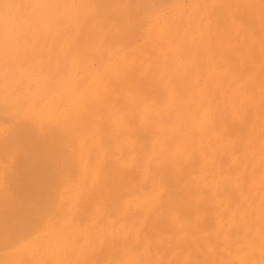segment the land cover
<instances>
[{
    "label": "bare ground",
    "instance_id": "6f19581e",
    "mask_svg": "<svg viewBox=\"0 0 264 264\" xmlns=\"http://www.w3.org/2000/svg\"><path fill=\"white\" fill-rule=\"evenodd\" d=\"M79 1L0 0V51L4 52V57L14 53V48L21 43L24 45L27 42L23 41V35H28L25 33L28 25L25 14L29 2L38 8V12L52 13L56 18L54 23L62 25L65 23L63 21L70 20L69 24L73 23L77 27L85 25V30L80 29V33L84 34L81 35L82 38L80 36L81 40L78 38L77 41L76 38L74 41L80 49L76 44L73 49L79 51L81 57L79 54L78 56L82 59L77 57L79 63L69 66L67 58L70 56H64L68 64H58V70L61 71L59 73L57 70L59 74H54L56 78H43V82L38 84L37 81L14 77L8 71H0V264H111L110 261L116 264H145L147 259L152 263V258H149L151 255L147 257V254L135 253L144 246V238L141 241L138 238V233H142L143 229H146L144 237L152 240L149 245L152 246L153 241L154 245L158 244V247L155 245L158 253L166 248L164 254L167 255L168 247L171 251H179L180 248L182 251L184 248L185 252L193 249V252L187 251L186 255L181 253L182 257L179 255L177 258L180 262H185V256L189 255V258L194 259L189 261L191 264H264V141L257 137L258 140H254L255 136L252 139V132H248L250 126L245 125L244 121L243 127L242 122L239 124L237 119L235 130L241 132L242 127H246L245 132L241 133L242 144L239 142L241 155L238 158L234 152H229L227 157L224 156L229 146L224 138L227 136H220L219 139L210 136L214 129L217 133V127L222 129L221 125L216 121L217 124L214 121V125L209 124L208 113L200 114L199 107L197 110L191 105L192 101L183 100L186 93L189 97L197 93L196 86H191L197 81H194L197 67L193 62L195 70L191 67L188 69L194 72H183L176 57L181 45L176 47L174 40L169 43L166 32L171 18L181 20L180 11H186L184 1L187 0H82L80 4ZM237 3L238 1L235 2L237 7L243 6L242 2ZM258 3L257 0L254 1V4ZM211 5L214 10H220L219 13L212 11V21L218 26L213 25L212 36L207 34L210 30L202 28L201 22L205 17L202 13L203 6H200L194 21L190 20L187 25L189 28L192 25L194 31L199 32V42L193 41L191 48L182 52L184 59L189 55L195 56L197 53H191L196 49H205L204 44L214 43V39L209 40L210 37H221V42L225 39L228 43L232 41L230 44L233 39L237 41L240 37L238 32L235 33L238 37L234 35L236 39L228 32L233 20L223 17L226 7ZM248 7L247 13L242 10L243 15L238 9V19L242 18L241 24H246L245 34L243 33L245 38L249 28H256L257 33L253 31L255 35L264 36V12H253L252 15L253 7L250 10ZM225 12L227 15V11ZM210 13L207 15L212 16ZM220 13L222 16L219 17L228 21H220L217 16ZM218 21L222 27L225 26L223 31ZM111 22L114 23L109 27ZM45 28L39 30L47 33ZM71 28H66L68 32L60 29L65 31L59 32L63 34H58L59 39L55 36L56 40L49 35L50 40H44L45 36L40 34L46 49L42 50V44L40 49L43 52L36 47L34 48L39 53L30 48V51L37 53L34 52L35 57L31 55L29 60L36 59L38 54L37 59L42 58L41 55L45 59L49 41H56V45L51 41L52 48L56 49L55 46L61 42L64 34H73ZM192 28L190 31H193ZM226 34L228 38L225 37ZM84 36L93 37V40L97 37L96 41L101 38V44L105 42L106 45H100L95 53V46L90 48V41ZM30 38L32 36L29 40ZM82 40L85 42H81ZM223 42L225 43L224 40ZM84 43L85 47L82 46ZM61 44L56 50L52 49L53 53L58 52ZM71 44V51L68 53L74 54ZM26 47L29 51V45ZM217 47L214 48L218 50V56L224 57L226 54L227 60L223 64L232 63L233 54L230 55L227 49L226 53L221 49L224 52L222 56ZM245 47L243 46L244 49ZM243 48L240 45L239 51ZM207 49L203 50L204 53L208 52ZM212 51L209 53L217 55L216 51ZM204 53L199 55L204 56ZM98 54L100 57L96 61L92 56L97 57ZM29 55L27 53V59ZM59 56L57 55L58 58ZM218 56L213 59L216 58L219 63L225 61L222 58L220 62ZM259 56L261 58L258 55V59ZM51 58L48 59L49 62L54 63V58L50 61ZM92 59L96 61L95 65L91 63L94 61ZM180 59L181 62L184 60ZM204 59L198 60V64L202 63L198 69L203 64L204 68H208L205 65L210 63ZM50 64L43 66L47 68L46 71L43 68L44 71H39L51 74L54 64ZM249 65L245 66L246 71L249 70ZM35 68L33 67L34 70ZM147 68L152 71L151 74ZM204 68L201 70L203 74H200L202 77ZM208 73L212 77L217 74V70H209ZM259 75L256 74V81L252 78L254 83H260L262 77ZM171 77L176 81L178 78L182 79L180 83L185 87H181L187 88L184 92L180 87L184 94H180L181 90L178 94L184 96L175 98L174 90L165 85V80ZM212 82L215 83V79ZM180 83L177 81L178 85ZM253 87L251 86L252 89ZM177 90L179 86L176 93ZM231 95L235 100L238 94ZM246 122L249 123L250 120ZM230 125L228 124L229 127ZM222 134L224 135V129ZM200 161L202 166L199 165ZM182 163L185 165V173L184 169L183 173L180 172ZM180 185L183 188L177 191L176 188H180ZM164 189L169 192L160 196L159 191ZM260 190L262 195L260 192L258 202L253 203L258 198L255 193ZM249 199H252L251 202ZM104 209L105 212L114 211V218L115 214H119L117 222L109 223L111 212H107V217ZM129 229L138 241L134 243L131 235L132 244L128 247V243L120 240L119 235L125 234ZM150 248L147 250L152 251ZM152 257L162 258L160 254ZM186 261L188 262V258ZM155 262L159 263L158 260ZM169 262L173 264L170 259ZM187 262L184 264H188ZM179 263L177 261L176 264Z\"/></svg>",
    "mask_w": 264,
    "mask_h": 264
},
{
    "label": "rangeland",
    "instance_id": "374dc122",
    "mask_svg": "<svg viewBox=\"0 0 264 264\" xmlns=\"http://www.w3.org/2000/svg\"><path fill=\"white\" fill-rule=\"evenodd\" d=\"M84 1V0H83ZM82 0H80L79 1V4L81 3V2H83ZM152 1V0H151ZM153 1H155V0H153ZM202 1V2H201ZM224 1H225V3H224ZM230 0H228L227 2H229ZM233 3H232V2ZM230 2H231V4H233L232 6H231V4H230V2L227 4V2H226V0H187V1H184V4H186V11H180V14H182V18H181V20H179V19H176V17H173V18H171L170 19V21L168 22V28H167V32H166V35H167V38H168V40L167 41H169V43H172V42H174L175 43V45H176V47H178L179 46V44L181 45V46H179L180 48H178V50H179V52H177L179 55H177L176 57H177V59L180 61L179 63H180V66L181 67H183L182 68V70L184 69V71L183 72H185L186 70H189L188 69V67L190 68H194L195 66L197 67V70H195V68L193 69V70H195V74H197V76H193L194 77V81L195 80H197V81H195V82H193L192 84H191V86L192 85H195L196 86V92L197 93H195V95L197 96H195V95H192V96H188L187 95V93H186V95H185V97H182V96H184V95H180V94H182L183 93V91L181 90V88L183 87V85L180 83V79L178 80L177 79V81H178V83H180V85H178L177 84V81H176V79H172V77L169 79H166L165 81H167V82H165V85L166 86H168V87H170L172 90H174V96H175V98L176 97H182L183 98V100L185 101V102H188V101H192V103L193 104H191V105H193L192 107L193 108H195V109H197L198 110V107H199V111H200V114H203V113H208V118H209V124H211L213 121L215 122H217V123H219V126L221 125V127H222V129H224V135L222 134V129L221 128H219V127H217V128H219V129H217L216 128V131H217V133H215V127L213 128L214 130L211 132V138L212 137H214L213 139H215V137H216V139H219V137L220 138H222V137H224V136H227V138L226 137H224L225 139H226V141H228V144H229V146L227 147V149H226V153L224 154V156H226L227 157V153H229V152H234V154L239 158V156L241 155V147H240V145L242 144L240 141H241V139H242V137H241V133L243 132H245V129H246V127L243 129V127H244V124H243V122L245 123V125H249L250 126V128L252 129H250L248 132H252L251 133V137H252V139H253V137H254V140H256L257 138H259V140L260 141H264V107H262V106H264V104H262V103H264V83H262V82H264V68H262V67H264V41H261V40H264V36H262L261 37V35L259 36V34H256L255 35V33L253 32V31H255L256 32V28L255 29H248L247 31L250 33H246V34H248L249 35V37H248V35H247V38H245V27H244V24H241L242 22H240V20L242 19H238L239 17V13L240 12H238V9H239V11H241L242 12V10L244 9V12H246V10H247V7H248V9L250 10V7H253L252 9H251V11H252V15H254V13L253 12H255V14H257L258 12H261V10H262V12H264V0H257L259 3H258V5L257 4H254V1L255 0H244V2H243V0H236V1H233V0H231ZM238 1V3L239 2H242L243 4H241V5H243V6H241L240 8L239 7H237V5L235 4V2H237ZM199 2H201V3H199ZM237 3V4H238ZM245 3V4H244ZM248 3V5H246ZM250 3V4H249ZM200 4V5H199ZM202 4V5H201ZM206 4V5H205ZM211 4H213V5H217V6H219V5H223L222 6V8H224V6L226 7L225 9V11H227V15H226V12L224 11L223 13H222V15H223V17L225 18V19H229V21L230 20H233V24H231V22H230V24H231V26L230 27H228L229 29H228V32H230V33H232V35L234 36V35H236L235 33H239L238 34V36H240V37H238L237 35V37H238V39H237V41L235 40L234 41V39L233 38H235V36L232 38L233 39V43L232 44H234V46L232 45V44H230L232 41H230V43H228L229 41L228 40H225V39H223L224 41H225V43L223 42V40H222V42H221V37H210V39L209 40H213L214 41V43L212 42V43H209V44H204V48L206 49V48H208L207 50H208V52H206L205 51V53H204V51L203 50H205V49H199L200 51H198V49H196V50H194L191 54H193V53H197L195 56H192V55H189V57L187 56V58L186 59H184L185 57L183 56V51L184 50H186V49H188L189 50V48H191V45H192V43H193V41H197V42H199V37H197V36H199L198 35V33L199 32H197V31H194V28H192L191 26H190V28H192L193 29V31L191 30L190 31V28H189V26H187V25H189L188 23H189V21L191 20V21H194V19H195V16H196V14H198L197 13V11H199L198 10V8L200 9L202 6V13L204 14V19H203V21L201 22V25H202V28L204 29V30H208V28H209V30H210V32H208L207 34H209L210 36H212L213 35V32H212V27H213V25H215L216 23H214L212 20L214 19V15H213V13L214 12H212L215 8L211 5ZM227 4V5H226ZM31 7H30V6ZM253 5V6H252ZM33 6H35L34 4H32V3H27V8H26V14L25 15H27V17H26V23L28 24L27 26H26V28H25V33L26 34H28V35H26V37H25V35H23L22 37H23V41H26L27 40V42H25L24 43V45L21 43L20 45H18L17 47H15L14 48V50H13V52L14 53H12V54H5L6 56L4 57V56H2V55H4V52H2V51H0V64H2V65H0L1 67V69H0V71H8L9 73H11L14 77H18L19 79H21V80H25V79H27V80H29V81H37L38 82V84L41 82H43V80H45L46 78H50V77H53V78H56L57 76H54V74L57 72V70H58V66L59 65H63V63L64 64H68L69 63V66L72 64V63H79V61L82 59V58H80L81 56H80V54L77 52V51H75V50H73L74 48H75V44L77 45V43H75L74 41H76L75 39L77 38V41H79V40H81V38H82V36L81 35H84V34H81L82 32H81V30H82V28L85 30V25H80L79 27H77V25H74L73 23L72 24H69L70 23V20L69 21H63V22H65L64 24H62L61 25V23L60 24H58V22H55V23H57V24H55L54 23V21H56V18H54V15L52 14V13H47V12H44V11H39L38 12V8L35 6V8L33 7ZM201 6V7H200ZM217 6H215V7H217ZM239 6H240V4H239ZM259 6H261L262 7V9L259 7ZM30 7V8H29ZM212 7H213V9H212ZM211 8V9H210ZM220 8H221V6H220ZM235 8H237V10L235 9ZM36 9V10H35ZM30 10V12H28ZM210 10H211V13H210ZM232 10V11H231ZM235 10V11H234ZM260 10V11H259ZM214 11H218V13L220 12V10H219V8H218V10H214ZM234 11V12H233ZM250 11V12H251ZM258 11V12H257ZM36 12V13H35ZM210 13V15H212V16H208L207 15V13ZM237 12V14H235ZM217 13V12H216ZM247 13V12H246ZM245 13V14H246ZM33 14V15H32ZM37 16H39V17H36V15ZM233 14H235V15H233ZM242 15H243V12L241 13ZM244 14V15H245ZM31 15V16H30ZM35 15V16H34ZM216 15V14H215ZM221 15V13H220V15H218L217 14V16L219 17V16H222ZM242 15H240L241 17H243L244 18V16H242ZM47 16V17H46ZM217 16H215V19L216 20H218L217 19ZM181 17V16H180ZM234 17V18H233ZM220 18V17H219ZM224 18H220L221 20L220 21H222L223 20V22L225 23V21H228V20H225ZM46 19V20H45ZM55 19V20H54ZM101 19H102V17H101ZM52 20H53V22H52ZM169 20V19H168ZM43 21V22H42ZM220 21H218L217 23H219L220 24V26H221V23H220ZM179 22V23H178ZM187 22V23H186ZM213 22V23H212ZM30 23V24H29ZM37 25H36V24ZM113 23L114 22H111V25H109V27L110 26H112L113 25ZM177 23L179 24V26L177 25ZM182 23H183V25H182ZM223 23V24H224ZM32 24H34V25H32ZM89 25H91V23H88ZM193 24H194V22H193ZM210 24H211V26H210ZM222 24V25H223ZM61 25V26H60ZM70 25H71V27L73 28V34L72 35H63L62 37H63V39H61V37H60V41L62 42V44H61V42H58V45L57 46H59V43L61 44L60 45V47H59V49H58V52L56 51V52H54L53 53V51H52V47H53V44H52V42L55 44V42L54 41H52V40H54L55 38L56 39H59V37H58V34L59 35H62V34H60L59 32H63V31H65V30H60V29H68L69 30V28H71L70 27ZM186 25V26H185ZM246 25V24H245ZM248 25V24H247ZM40 26H44V27H46L47 28V33L46 32H41L40 30H43L44 29V27H40ZM53 26V27H52ZM180 26H182V27H180ZM215 26H218V24L217 25H215ZM38 27V28H37ZM51 27V28H50ZM180 27V28H179ZM184 27H186V28H184ZM242 27V28H241ZM244 27V28H243ZM41 28V29H40ZM45 28V29H46ZM55 28V29H54ZM71 28V29H72ZM220 28H222V31L225 29V26L224 27H220ZM224 28V29H223ZM40 29V30H39ZM53 29V30H52ZM66 29V30H67ZM70 29V30H71ZM81 29V30H80ZM241 29V30H240ZM244 29V30H243ZM68 30L66 31V32H68ZM172 30V31H171ZM220 30V29H219ZM239 30V31H238ZM38 31V32H37ZM75 31V32H74ZM171 31V32H170ZM178 31V32H177ZM179 31H180V33H179ZM241 31V32H240ZM257 31H258V29H257ZM38 33V36H37V33ZM41 32V33H40ZM51 32V33H50ZM52 32H54V33H52ZM70 32V31H69ZM81 32V33H80ZM177 32V33H176ZM233 32H234V34H233ZM31 33V34H30ZM48 33H50V34H48ZM65 33V32H64ZM70 33H72V31L70 32ZM69 33V34H70ZM85 33V32H84ZM203 33V32H202ZM215 33V32H214ZM224 33H226V30L224 31ZM244 33V34H243ZM257 33V32H256ZM259 33H261L260 31H259ZM35 34H36V36H35ZM43 35V36H45L44 37V40H50V37L52 36L54 39H52L51 41H49V45L47 44V42H46V45H48L47 46V53L46 54H48L47 56H45V59H44V57H43V55H41L42 56V58L41 57H39V58H41V59H37V57L40 55V54H38V56L36 57V59L34 58L33 60L32 59H30L29 60V58H32V56H34L38 51H41V49H40V46H41V44H42V50H44V49H46V47H45V42H44V40H43V36H42V38H40L41 37V35ZM222 34V33H221ZM228 34V33H227ZM227 34H226V36L225 37H227L228 38V36H227ZM50 37H49V36ZM170 35H172V36H170ZM183 35V36H182ZM218 35V34H217ZM223 35V34H222ZM243 35V36H242ZM30 36H32V38H30V40H29V37ZM35 36V37H34ZM48 36V37H47ZM76 36H78V37H76ZM80 36H81V38H80ZM178 37V38H176V37ZM202 36V35H201ZM208 36V35H207ZM219 36H221V35H219ZM224 36H222V37H224ZM51 37V38H52ZM69 37V38H68ZM176 38V40L174 39V38ZM209 37V36H208ZM230 37H232L231 36V34H230ZM245 38V39H243V38ZM27 38V39H26ZM45 38H47V39H45ZM68 38V39H67ZM78 38H79V40H78ZM83 38H86L88 41H90V48H92L91 46L93 45V46H95V48H94V51H96L95 53H97L98 52V47L100 46V45H102L103 44V46H105L106 45V43L104 44L103 42H102V44H101V38L99 39V41L97 40L96 41V38L97 37H95V39L93 40V37H88V36H84ZM92 38V39H91ZM186 38V39H185ZM226 38V39H227ZM43 40V41H40V40ZM55 39V40H56ZM218 39H220V41L218 40ZM231 39V38H230ZM229 39V40H230ZM231 39V40H232ZM236 39V38H235ZM37 40H39L38 41V43L36 42ZM84 40V39H83ZM81 41V42H85V41ZM174 40V41H173ZM178 40V41H177ZM216 40V41H215ZM249 40V41H248ZM57 41H59V40H57ZM72 41V42H71ZM96 41V42H95ZM171 41V42H170ZM182 41V42H181ZM185 41V42H184ZM228 41V42H227ZM243 41H245V42H243ZM256 41V42H255ZM28 42H29V44H28ZM31 42H33V43H31ZM41 42V43H40ZM73 43V44H71V43ZM80 42V43H81ZM87 42V41H86ZM92 42V43H91ZM93 42L94 43H97L96 45H94L93 44ZM238 42V43H237ZM262 43V45H261V43ZM34 43H37L36 45L34 44ZM79 43V42H78ZM223 43V44H222ZM228 43V44H227ZM34 44V45H33ZM64 44H65V46H64ZM70 44L72 45V52H76L77 54H75V52H74V54L72 53V54H69L68 52H70L71 51V47L69 48V46H70ZM88 44V45H89ZM214 44V45H213ZM29 45V51H28V49H27V47L26 46H28ZM31 45V46H30ZM43 45H44V47H43ZM56 45V44H55ZM54 45V46H55ZM80 46H81V44H79ZM213 45V46H212ZM219 45V46H218ZM240 45L242 46V48H243V46H246L245 47V49L243 50L242 49V51L240 50L239 51V47H240ZM255 45H257V49H255ZM57 46H55V48L57 49L58 47ZM78 46V45H77ZM82 46H86L85 45V43H84V45H82ZM102 46V47H103ZM203 46V44H201V47ZM218 46V47H217ZM253 46H254V49H252L253 48ZM34 47H36V48H38V51L34 48ZM79 47V46H78ZM77 47V48H78ZM188 47V48H187ZM214 47H217L218 49H220V51H221V49H222V51H225V53H226V51L228 50V51H230V55H234V58H233V55L230 57V55H229V57L231 58V62L232 63H230V62H228V64L226 65H224L223 63H226V54L224 55V52H222V56L224 55V57H221V56H218V50H215L216 48H214ZM223 47V48H222ZM30 48H31V50L33 49V50H36V51H34L35 52V54L33 55V51H30ZM200 48V47H199ZM210 48V49H209ZM235 48V49H234ZM27 49V50H26ZM56 49H53V50H56ZM69 49V50H68ZM78 49H80V47L78 48ZM104 49V48H103ZM225 49V50H224ZM227 49V50H226ZM234 49V50H233ZM252 49V50H251ZM26 50V51H25ZM60 50V51H59ZM90 51H91V49H89ZM165 51H168L167 49H164ZM180 50H181V53H180ZM212 50H214V51H216L215 53L217 54V55H214V53L212 54V53H209L210 51H212ZM254 50V51H253ZM258 50V51H257ZM49 51V52H48ZM66 51H67V53H66ZM89 51V52H90ZM93 50L91 51V52H94ZM236 51V52H235ZM239 51V52H238ZM253 51V52H252ZM31 52H32V54H31ZM41 52H43V51H41ZM40 52V53H41ZM62 52V53H61ZM183 52V53H182ZM186 52H189V51H186ZM213 52V51H212ZM27 53H29L30 55L28 56V59H27ZM39 53V52H38ZM50 53V54H49ZM200 53H204V56L202 55V56H200L199 54ZM43 54V53H42ZM53 54V55H52ZM59 54H60V56H59ZM64 54V55H63ZM65 54H67V55H65ZM78 54H79V56H78ZM180 54H181V56H180ZM187 54V53H186ZM207 54H209L208 55V57H207ZM229 54V53H228ZM227 54V55H228ZM254 56H253V55ZM256 54V55H255ZM18 55H19V57H18ZM32 55V56H31ZM57 55L59 56V58L57 57ZM92 55V54H91ZM197 55H198V57H197ZM220 55V54H219ZM258 55H261V58H260V56H259V59H258ZM26 56V57H25ZM51 56L54 58H51ZM64 56H66V57H68V56H70V57H68L67 59H69V61H68V63L67 62H65V59H66V57H64ZM95 56V55H94ZM92 56V58H94L96 61H97V59H99V57H100V55L98 54L97 55V57L95 56ZM215 56H218L219 57V60H220V62L224 59L225 61H222V63H219L218 62V60H216V58L215 59H213ZM237 58H236V57ZM245 56H247V58L249 59V61H251V62H249L248 61V59L245 57ZM254 58H253V57ZM23 57H25L24 59H23ZM35 57V56H34ZM48 57V58H47ZM62 57H64V58H62ZM77 57H79L80 58V60H79V58H77ZM180 57L181 58H183L182 60V62H181V59H180ZM191 57V58H190ZM200 57V58H199ZM228 57V61H229V58ZM256 57V58H255ZM47 58V59H46ZM51 58V60L50 61H52V59L54 60V63H53V61L52 62H49V60L48 59H50ZM198 58V59H197ZM203 58H205L204 60H208L209 61V63L210 64H206L205 66H207L208 68H209V70L210 71H213V69L215 70H217V74H213L214 76H212L211 77V73H208L209 72V70H208V68H204L203 66H204V64H203V66H201V69H198L199 67L198 66H200L201 64H200V62H199V64H198V60L199 61H203ZM210 58H211V60H210ZM223 58V59H222ZM235 58L237 59V61L235 62ZM8 59V63L6 62V60ZM12 61H10V60ZM14 59H16V60H14ZM26 59L28 60V61H26ZM59 59H60V61H59ZM70 59L71 60H73V61H70ZM94 59H92V60H94ZM189 59V60H188ZM191 59V60H190ZM202 59V60H201ZM222 59V60H221ZM246 59V60H245ZM257 59V62H255V60ZM5 61V62H3V61ZM18 60V61H17ZM25 60V61H24ZM35 60V61H34ZM37 60V61H36ZM74 60H76V61H74ZM91 61V63L93 64L94 63V65H95V63H96V61ZM2 61V62H1ZM13 61H14V63H13ZM21 61V62H20ZM24 61V62H23ZM33 62V64H32V62ZM40 61H42V63L40 62ZM49 62V63H53L54 64V67H53V69L51 70V74H49V72H46V73H42L41 71H39V70H41L42 68L43 69H45V71H46V69L47 68H44L43 66H45V67H47V65L49 64H47L46 65V63L47 62ZM59 61V62H58ZM67 61V60H66ZM187 61V62H186ZM235 63H234V62ZM248 62L247 64L245 63V62ZM24 64H23V63ZM39 62V63H38ZM58 62V63H57ZM60 62H62V64L60 63ZM89 62V61H88ZM189 62V63H188ZM194 62V63H193ZM205 62V61H204ZM212 62H213V64H212ZM13 63V64H12ZM26 63V64H25ZM42 65H41V64ZM60 63V64H59ZM90 63V62H89ZM89 63H87V64H89ZM187 63V64H186ZM192 63H193V65H195V66H193L192 65ZM196 63H197V65H196ZM206 63V62H205ZM208 63V62H207ZM12 64V65H11ZM15 64V65H14ZM50 64V65H51ZM52 64V65H53ZM59 64V65H58ZM220 64H223V65H220ZM8 65H10V66H8ZM193 67H192V66ZM212 66V68H211V66ZM246 65H249L250 66V68H251V71H249L250 70V68H249V70H245V66ZM32 66V67H31ZM35 66H37L36 68H35ZM151 66H152V64H151ZM249 66H247V68L249 67ZM10 67H12V68H10ZM31 67V68H30ZM33 67L35 68V70L33 69ZM48 67H50V66H48ZM60 67H62V66H60ZM59 67V68H60ZM150 67V66H149ZM148 67V68H149ZM153 68H154V66H152ZM204 68V71H205V73H204V75H203V77L202 76H200V74L202 75L203 73V71H201V70H203V68ZM234 67V68H233ZM236 67V68H235ZM242 67V68H241ZM8 68V69H7ZM147 68V69H148ZM262 68V69H261ZM42 69V70H43ZM62 69V68H61ZM149 69H151V68H149ZM149 69L147 70V71H149ZM212 69V70H211ZM154 70V69H153ZM173 70H175V69H173ZM193 70H189V71H191L190 72V74H192V72H194ZM235 70V71H234ZM246 72H245V71ZM39 71V72H38ZM44 71V70H43ZM60 71L61 70H58V72L60 73ZM166 71V70H165ZM56 73V74H59V73ZM234 72H236V73H234ZM26 73H28L27 75H26ZM40 73V74H39ZM53 73V74H52ZM149 73L151 74L152 73V71L150 70L149 71ZM162 73H164V71L162 72ZM189 73V72H188ZM188 73H186V74H188ZM213 73V72H212ZM219 73V74H218ZM241 75H240V74ZM260 74L259 76H261L262 78L260 79V78H258L257 80L259 81V79H260V83H254L253 82V80H254V78H256V74ZM35 74V75H34ZM38 74V75H37ZM194 74V73H193ZM206 74V75H205ZM207 74H208V76H207ZM223 74V76H221ZM48 75H50L49 77H48ZM200 76V77H199ZM38 77H40V78H38ZM220 77V78H219ZM242 77V78H241ZM257 77H258V75H257ZM30 78V79H29ZM44 78V79H43ZM200 78V79H199ZM224 80H223V79ZM252 78H253V80H252ZM41 79H43V80H41ZM215 79V83H213L212 81ZM217 79V80H216ZM168 80H169V82H168ZM182 80V79H181ZM172 81V82H171ZM207 81V82H206ZM220 81V82H219ZM225 81V82H224ZM229 81H231V83L229 82ZM236 81V82H235ZM254 81H256V80H254ZM182 82V81H181ZM184 82V81H183ZM199 82H201V83H199ZM235 82V84H233ZM168 83V84H167ZM228 83V84H227ZM177 84V86L175 87L174 85H176ZM198 84H200V85H198ZM181 85H182V87H181ZM211 85V86H210ZM229 85H231L230 87H229ZM233 85V86H232ZM258 85V86H257ZM178 86H179V90H177L178 92L176 93L175 91H176V88L178 89ZM226 86V87H225ZM251 86L253 87V89L251 88ZM260 86V87H259ZM175 87V88H174ZM181 87V88H180ZM185 87V86H184ZM183 87V88H184ZM205 87V88H204ZM228 87H229V90H228ZM182 88V89H183ZM187 88V87H186ZM186 88L185 89H183L184 90V92L186 91ZM227 88V89H226ZM246 88H249L248 90H246ZM202 89V90H201ZM217 89V90H216ZM228 90V91H226V90ZM180 90L182 91L180 94H178L179 92H180ZM237 90H239V92L237 91ZM244 90V91H243ZM137 91H139V90H137ZM205 91V92H204ZM234 91H236V92H234ZM247 91H248V93H247ZM230 92V93H229ZM232 92V93H231ZM138 93V92H137ZM239 93L241 94L242 93V95H239ZM245 93V94H244ZM247 93V94H246ZM260 93V94H259ZM184 94V93H183ZM199 96H198V95ZM228 94H230L229 96H228ZM231 94H234V96H235V94H238L239 95V97H238V95H236L237 97H236V99L234 100V97H232L233 95H231ZM194 96V97H193ZM218 96V97H217ZM241 96V97H240ZM249 96H251V97H249ZM195 97H196V99H195ZM198 97H199V99H198ZM205 97V98H204ZM237 98H239L238 100H237ZM241 98V99H240ZM192 99V100H191ZM247 99V100H246ZM233 100V101H232ZM234 101H237L236 102V104H234ZM241 101V102H240ZM203 103H205V104H203ZM233 103V104H232ZM245 103H246V106H245ZM238 104V105H237ZM203 105H205V106H203ZM201 108V109H200ZM175 109H176V107H175ZM175 109H174V111H175ZM249 109H252L251 111L249 110ZM172 110V109H171ZM261 110V111H260ZM173 111V112H174ZM252 112L253 113V115H252V113L250 114V113ZM174 113H176V111L174 112ZM227 113H229V114H227ZM237 113V114H236ZM261 113V114H260ZM215 114V115H214ZM248 116H246V115ZM213 116V117H212ZM252 116V117H251ZM247 119H246V118ZM249 117H250V119H249ZM220 119V118H222L221 120H218V119ZM223 118H224V120H223ZM214 119V120H213ZM217 119V120H216ZM226 119V120H225ZM235 121H234V120ZM237 119L239 120V124L242 122V124H243V127H242V130L243 131H237V130H235V126L238 124V121H237ZM229 120V122L227 123V121ZM248 120H250V122L248 123V122H246V121H248ZM234 122V124L232 125V123ZM215 122V123H216ZM216 123V124H217ZM228 124L230 125H232V127H233V129L231 128V125H230V127L228 126ZM241 124V125H242ZM211 125H214V123H212ZM211 125H209V126H211ZM147 127L148 126H146V129H147ZM212 127V126H211ZM211 127H208V129H211ZM229 127V128H228ZM248 127V126H247ZM238 129H239V127H237ZM229 129V130H228ZM241 129V128H240ZM220 131V133H219V131ZM233 130V131H232ZM231 133H230V132ZM237 131V132H236ZM228 132V133H227ZM213 133V134H212ZM215 133V134H214ZM219 133V134H218ZM225 133L227 134V135H225ZM232 133H234V134H232ZM217 134V135H216ZM221 134V135H220ZM232 134V135H231ZM259 135V136H258ZM257 137V138H256ZM224 139V140H225ZM223 140V141H224ZM258 140V139H257ZM237 141V142H236ZM239 142L241 143L240 145H239ZM239 145V146H238ZM236 149H235V148ZM239 147V148H238ZM240 149V150H238V149ZM234 150H237V151H234ZM184 164L182 163V170L180 171V172H182L183 173V169H184V166H183ZM199 165H201L202 166V161H200L199 162ZM184 173H185V169H184ZM183 175V174H182ZM187 175V174H186ZM209 176L211 177V175H210V173H209ZM183 184V183H182ZM181 188H183L181 185H180V188H176V190L178 191H180L181 190ZM175 189V188H174ZM167 191V189H164V190H160L159 191V194H160V196H164V195H161V194H167V193H164V192H166ZM167 192H169V191H167ZM261 192V193H260ZM262 195V191L260 190V191H258L257 193H255L256 195L258 194V198L256 197V199H254V201H253V203H257L258 202V199H259V197L261 196L260 194ZM254 194V195H255ZM252 197H254V196H252ZM253 199V198H252ZM251 199V200H252ZM251 200L249 199V201L251 202ZM105 214H107V217H108V213H110L108 210H106V212H105V209H104V211H103ZM108 212V213H107ZM114 212V211H113ZM113 212H111V217H109L108 219H109V223H113L114 221H116L117 222V220L116 219H118V215L119 214H115V216H116V218H114V216H112V214H113ZM109 215V216H110ZM114 215V214H113ZM120 215H121V213H120ZM122 222V225H124L123 224V220L121 221ZM120 221H119V223H121ZM146 227H148V226H146ZM146 229H143L142 230V233H138L140 236H138V238H139V240L141 239V240H143V238H144V246L142 245L141 246V248L140 249H137L136 250V252L135 253H138V254H140V255H145V256H147V257H149L150 255V257L149 258H152V260L154 261H152V263L153 264H157V262H155V261H159V263L158 264H162L160 261H162L163 263L165 262V264H171V262H169V259L172 261V263L173 262H175L176 261V259L179 257V255L182 257V255H186L187 253H189V252H193V249H188L187 251H183L184 250V248H183V250L181 251V248L179 249V251L177 250V249H173V251H171L170 250V248L168 247L167 249H169V252H168V254L167 255H169V253H170V251H171V253H170V255H169V257L167 256V255H165L164 253H166V248L164 249V250H162L160 253H158V251L157 250H155V247L157 246L158 247V244H156L155 243V245H154V241L153 242H151V244H152V246H150L149 245V243H150V241H152L151 240V238H150V240H149V237H144L145 236V234H146ZM143 233H144V235H143ZM129 234V235H128ZM131 235H133V237L131 236ZM120 236V240H122V241H125L126 243H128L127 245H128V247H129V244L131 243L132 244V242H131V237H132V240H133V242L134 243H137V239L138 238H136V236H135V234H131L130 233V229L128 230V231H126L125 232V234H123V235H119ZM126 237V238H125ZM147 240H146V239ZM115 239V238H114ZM130 240V242H129V240ZM140 240V241H141ZM113 242V241H112ZM169 244V246H170V243H168ZM154 245V246H153ZM148 246H150V247H148ZM166 246V245H165ZM131 247V246H130ZM133 247V246H132ZM144 247V248H143ZM154 247V248H153ZM157 247H156V249H157ZM147 248L149 249H151L152 251H150V250H147ZM153 248V249H152ZM171 248H172V245H171ZM147 250V251H146ZM154 250H155V252H156V254H155V252H154ZM176 250L178 251V252H176ZM168 251V250H167ZM175 251V252H174ZM153 254H152V253ZM180 252V253H179ZM187 252V253H186ZM151 253V254H150ZM181 253H182V255H181ZM147 254V255H146ZM161 255L162 256V258L160 257V258H156V259H154L153 257H152V255ZM167 257V258H164V257ZM170 256H171V258H170ZM146 257V258H147ZM164 258V259H163ZM185 258H186V260H187V258H188V262L185 260V262L184 263H190L189 261L190 260H194L193 258H189V255H187V256H185ZM184 257L182 258V259H185ZM181 259V258H180ZM151 260V259H150ZM148 261V259L146 260V263L145 264H152V263H149V261ZM166 261H168L169 263H166ZM177 261H178V263L180 262L179 261V259H177ZM177 261H176V263H177ZM183 262H180L179 264H184ZM110 263L111 264H116V263H113L112 261H110ZM175 263V264H176ZM122 264H124V263H122ZM174 264V263H173ZM191 264V263H190ZM192 264H196L195 262H193Z\"/></svg>",
    "mask_w": 264,
    "mask_h": 264
}]
</instances>
